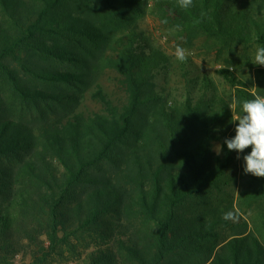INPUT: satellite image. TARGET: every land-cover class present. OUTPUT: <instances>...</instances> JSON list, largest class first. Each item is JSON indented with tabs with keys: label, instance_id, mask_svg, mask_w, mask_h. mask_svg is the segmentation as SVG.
Segmentation results:
<instances>
[{
	"label": "trees",
	"instance_id": "obj_1",
	"mask_svg": "<svg viewBox=\"0 0 264 264\" xmlns=\"http://www.w3.org/2000/svg\"><path fill=\"white\" fill-rule=\"evenodd\" d=\"M79 1L36 0L39 10L31 7L30 13L15 0H1L15 21V15L23 17L15 32L21 37L16 45L27 49L30 58L56 50L72 54L75 45L66 32L89 38L81 31L88 27L81 29L80 17L64 6ZM92 1L115 15L125 2L136 4V0ZM155 1L182 27L246 42L253 38V25L264 43V30L238 7L231 9L229 0H193L187 9L178 0ZM56 7L66 10L54 25H47V16ZM163 61L147 46L138 53L133 43L126 44L112 62L124 77L129 104L111 115L86 117L76 112L51 121L59 97L44 87L25 84L20 68L0 60V160L16 167L0 166V264H15L17 254L30 255L31 264H67L69 257L84 258L81 264H264V245L247 235L213 244L201 259L221 219L217 215L208 224L205 215H196L193 208L208 207V197L226 167L222 156L211 154L214 120L205 106L190 101L184 105V116L163 111L156 123L145 119L133 129L140 104L156 98L149 88ZM74 77L57 72L46 78L33 71V80L45 81L46 87ZM98 94L107 99L102 89ZM5 95L15 107L12 116L3 106ZM131 133L134 141L129 142ZM120 145L133 150L129 153ZM150 145L155 146L154 153ZM116 149L119 160L113 170H104ZM10 212L18 216L13 218Z\"/></svg>",
	"mask_w": 264,
	"mask_h": 264
},
{
	"label": "rangeland",
	"instance_id": "obj_2",
	"mask_svg": "<svg viewBox=\"0 0 264 264\" xmlns=\"http://www.w3.org/2000/svg\"><path fill=\"white\" fill-rule=\"evenodd\" d=\"M15 3L24 11L30 10V13L31 7L39 10L36 0H15ZM228 5L238 7L237 10L243 15L252 16L260 29L264 30V0H229ZM64 6L74 11L76 17H80L81 29L88 27L81 31L88 33L89 38L83 34L66 32L67 37L71 38L69 43L75 45L72 54L64 55L61 50H56L54 54L59 57L53 54L30 58L27 49L16 45V40L21 37L15 32L21 27L18 24L23 22V17L15 15V21L12 12L0 0V44H4L0 48V60L4 58L12 67L20 68L25 76V84L44 87L59 97L55 102L57 110L51 115V121H60L76 112L89 117L95 114L111 115L123 110L129 104L131 95L122 73L112 59L118 58L130 42L138 53L144 46L153 49L164 60L154 70L149 88L155 92L156 98L140 104L133 129L140 128L145 119L156 123L157 114L163 111L182 112L184 116V105L190 101L192 105L200 101L214 120L210 138L211 154L218 155L215 149L220 146L218 156L224 158L226 165L218 185L208 197V207L203 209L201 204H196L193 208L196 215H205L208 224L216 221L217 215L221 219L215 226V236L207 239L201 259H205L213 244H221L224 240L239 235L255 236L264 245V177L244 172L242 157L250 154L251 146L243 153H238L230 151L224 143L226 138L235 136L238 121L233 122L232 118L242 115L240 107L232 103L233 97L248 99L246 92L251 94L249 99L254 95L264 96V73L259 72L264 66L251 61L256 48L264 47L254 26H251L253 38L246 42H235L204 34L201 29L175 24L176 16L164 11L155 0H136L135 5L125 2L124 7L118 9L121 12L119 15L92 0H81L74 6ZM64 10L66 9L62 7L54 8L45 23L54 25ZM100 28L103 29L105 38L100 37ZM57 29L60 30L59 27ZM177 46L186 50V61L177 60ZM33 71L46 78L57 72L73 73L76 77L68 83L53 82L46 87L43 86L45 81L33 80ZM101 89L107 99L98 94ZM3 106L6 114L12 116L15 107L7 95ZM128 141H134L132 133L129 134ZM150 147L154 153L155 146ZM119 148L129 153L133 150L127 145H120ZM118 154L120 151L116 149L114 160L103 164L104 170H113L115 162L119 160ZM238 155L241 159H237ZM3 165L16 168L12 161L0 160V166ZM228 211L236 214L235 220L223 219L224 213ZM10 213L13 218L18 216L17 212ZM179 220L183 219L179 217ZM13 225L17 227L14 222ZM83 259L69 257L65 261L67 264H81ZM14 261L15 264H31V256L17 254Z\"/></svg>",
	"mask_w": 264,
	"mask_h": 264
},
{
	"label": "clouds",
	"instance_id": "obj_3",
	"mask_svg": "<svg viewBox=\"0 0 264 264\" xmlns=\"http://www.w3.org/2000/svg\"><path fill=\"white\" fill-rule=\"evenodd\" d=\"M181 8L187 9L193 4V0H178ZM177 60L184 62L187 60L186 50L180 46L175 49ZM251 61L260 66H264V47H257L255 55ZM233 104L240 107L242 115L233 119L238 121L235 128V136L226 138L224 143L227 148L238 153H243L245 149L251 146L250 154L242 157L244 161L245 174H251L256 177H264V96L254 95L252 99L239 100L235 96L232 100ZM232 109V106L229 105ZM220 154L221 147L215 149ZM237 159H241L238 155ZM223 219L235 220L236 214L233 211L224 213Z\"/></svg>",
	"mask_w": 264,
	"mask_h": 264
},
{
	"label": "built area",
	"instance_id": "obj_4",
	"mask_svg": "<svg viewBox=\"0 0 264 264\" xmlns=\"http://www.w3.org/2000/svg\"><path fill=\"white\" fill-rule=\"evenodd\" d=\"M18 257H19V255H18ZM70 264H74V263H70Z\"/></svg>",
	"mask_w": 264,
	"mask_h": 264
}]
</instances>
